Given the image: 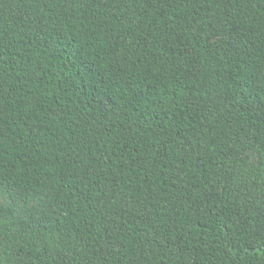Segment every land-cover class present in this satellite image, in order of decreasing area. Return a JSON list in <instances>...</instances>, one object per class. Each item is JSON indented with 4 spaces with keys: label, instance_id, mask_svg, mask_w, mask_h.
<instances>
[{
    "label": "trees",
    "instance_id": "1",
    "mask_svg": "<svg viewBox=\"0 0 264 264\" xmlns=\"http://www.w3.org/2000/svg\"><path fill=\"white\" fill-rule=\"evenodd\" d=\"M0 182V264H264V0H0Z\"/></svg>",
    "mask_w": 264,
    "mask_h": 264
},
{
    "label": "rangeland",
    "instance_id": "2",
    "mask_svg": "<svg viewBox=\"0 0 264 264\" xmlns=\"http://www.w3.org/2000/svg\"><path fill=\"white\" fill-rule=\"evenodd\" d=\"M0 198L6 206L15 207L19 211V213H21V211L23 210L24 196L14 191L6 183L0 182ZM32 205H35L37 207L38 211L44 218H48L50 215H52L54 200L52 196L47 193L33 201Z\"/></svg>",
    "mask_w": 264,
    "mask_h": 264
}]
</instances>
